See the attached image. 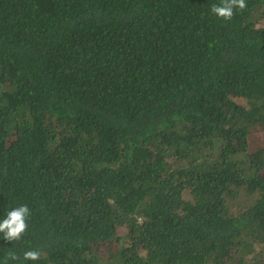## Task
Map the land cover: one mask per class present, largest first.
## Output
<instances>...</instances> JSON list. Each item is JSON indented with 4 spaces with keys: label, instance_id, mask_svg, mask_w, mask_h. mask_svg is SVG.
Masks as SVG:
<instances>
[{
    "label": "trees",
    "instance_id": "16d2710c",
    "mask_svg": "<svg viewBox=\"0 0 264 264\" xmlns=\"http://www.w3.org/2000/svg\"><path fill=\"white\" fill-rule=\"evenodd\" d=\"M220 2L0 0V264H264V0Z\"/></svg>",
    "mask_w": 264,
    "mask_h": 264
},
{
    "label": "clouds",
    "instance_id": "9594fccd",
    "mask_svg": "<svg viewBox=\"0 0 264 264\" xmlns=\"http://www.w3.org/2000/svg\"><path fill=\"white\" fill-rule=\"evenodd\" d=\"M245 7L246 0H221L219 4L211 6V11L217 17L229 20L234 15V10H243ZM30 216L31 211L26 204L15 207L0 221V233H3L4 238L8 241H19L28 230V219ZM18 258L16 254H10L5 259V264H7V259L17 260ZM40 258L41 252L39 250H27L23 255V259L26 261H36Z\"/></svg>",
    "mask_w": 264,
    "mask_h": 264
},
{
    "label": "rangeland",
    "instance_id": "374dc122",
    "mask_svg": "<svg viewBox=\"0 0 264 264\" xmlns=\"http://www.w3.org/2000/svg\"><path fill=\"white\" fill-rule=\"evenodd\" d=\"M243 208H245L244 204H243V205H240V206H238V209H239V210H243ZM106 250H107V247H106V246H103V247H102V252H103V253H105V252H106Z\"/></svg>",
    "mask_w": 264,
    "mask_h": 264
}]
</instances>
